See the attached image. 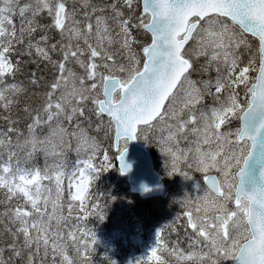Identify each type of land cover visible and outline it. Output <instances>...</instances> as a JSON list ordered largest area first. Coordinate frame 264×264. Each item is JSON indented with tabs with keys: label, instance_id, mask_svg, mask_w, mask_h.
<instances>
[{
	"label": "snow or ice",
	"instance_id": "snow-or-ice-1",
	"mask_svg": "<svg viewBox=\"0 0 264 264\" xmlns=\"http://www.w3.org/2000/svg\"><path fill=\"white\" fill-rule=\"evenodd\" d=\"M72 4L0 0V112L10 113L26 91L15 82L25 55L53 71L42 105L24 108L30 120L26 133L10 115L0 117L7 123L0 129V190H6L9 203L19 201L3 213L9 218L5 231L12 239L7 244L8 261L0 248V264H10L12 258L45 264L49 254L52 264H77L76 257L81 264H91L94 234L79 221L93 214L103 220L91 188L99 172L113 166L97 137L83 126L91 125L93 116L97 132L107 121L106 135L113 137L121 174L130 169L124 160L128 142L146 141L144 132L160 127L167 132L159 142L161 153L170 159L167 175L190 178L181 165L195 166L206 184L202 195L179 201L184 211L176 219L191 230L192 250L169 248L161 229L155 245L135 264L153 260L165 264L161 251L198 264L227 260L264 264V0H110L103 5L72 0ZM42 16L50 23L42 25ZM21 47L24 50L18 52ZM242 49L251 53L246 64ZM200 57L205 58L200 71L214 67V79L191 78ZM31 76L30 83L38 85L36 73ZM209 96L215 104L200 109ZM44 127L48 133L41 137L38 130ZM189 134L196 138L195 146L179 148V140ZM14 135L16 146L29 149V157L37 151L60 155L56 149L65 139L69 146L75 140V165L71 171L59 164L55 170L21 167L19 161L14 165ZM44 145L51 146V153Z\"/></svg>",
	"mask_w": 264,
	"mask_h": 264
},
{
	"label": "trees",
	"instance_id": "trees-1",
	"mask_svg": "<svg viewBox=\"0 0 264 264\" xmlns=\"http://www.w3.org/2000/svg\"><path fill=\"white\" fill-rule=\"evenodd\" d=\"M17 20V27H19V17L16 18ZM39 22L42 25H47L50 23L49 19L46 16H42L39 18ZM41 33H37L35 38H38ZM49 35H54V32L49 31ZM58 39V37H56ZM24 49L21 47L17 49V51H23ZM252 52L255 51V42L253 41V49ZM242 57L243 62H245V57H247L249 50L242 49ZM54 59H58L59 57L55 56ZM14 60L21 59L19 56H14ZM34 57L24 56L21 60V71L17 73L15 82L22 83L23 87L25 88V92L20 95L17 99L19 101L18 104L14 105L11 109V112H0V117L2 116H11L12 119L18 120L19 123L16 125L18 129H20L22 132L26 133V125L30 122L28 114L24 112V108L28 107L30 110H34L39 108L44 99V93L48 90L47 85L50 84V82L53 79V71L51 67L45 63L37 62L33 63ZM200 60L195 61V66H197V62ZM201 65H199L196 68V71H200ZM35 72L37 78L39 79L38 85H32L30 83V80L32 78L31 74ZM241 99H243V89L241 88ZM98 121L95 119V117H92L91 125H89L87 122L84 123V127L87 128L89 135L95 136L98 138L100 144L102 145L103 149H105L111 158V164L114 163L115 160V154L113 153V147H112V135L107 133V128L105 125L103 128L97 132L96 124ZM67 126V125H66ZM237 126V122H236ZM7 123L3 118H0V129H6ZM48 133L47 127H44L40 130H38V134L41 137H45ZM104 137V138H103ZM24 137L20 138L21 144L23 143ZM67 144V145H66ZM44 147L49 153H51L52 149L50 145H44ZM76 147V141L73 140L71 142V145L69 146L67 138L65 139V144L62 147H58L56 149L57 152L61 153L60 155H47L45 156L43 151H37L34 155L31 157L28 156L29 149L24 147H17L16 146V137L13 136V147L12 150L16 152V156L13 158V164L15 165L17 161H19V164L21 167H29V168H40L43 170L46 166L51 169L55 170V166L57 164L63 166L66 170L71 171L73 168L72 160L77 158V153L74 151ZM4 151L3 158L7 160V151ZM102 155L97 160V165L99 167L100 160H102ZM80 156L83 157V153H80ZM33 158V159H32ZM42 163V164H41ZM108 171V170H107ZM107 171H100L98 174V179H96L95 183L92 185L91 192L95 199L93 200V203H98L101 206V210L104 214L103 220L99 219V216L96 214L90 215L85 220L79 221L80 226L84 228L86 231H88L90 234L96 235V232L98 231L101 236L104 235V240L99 241L98 239H95V243L93 245H97L99 243H105L106 242V236L105 233L111 231V227L109 225V220L111 217L115 214L116 211L111 210L114 203H123L122 200L124 198H127L130 196L128 190L123 186H118L109 188L108 185L105 182V174ZM113 179H118L117 172L115 171L112 174ZM19 201L13 200L11 203H9L7 199V193L6 190H0V220L3 221V223H0V248H4V259L6 261L9 260L11 253L7 251V244L11 241L12 237L9 233L5 231V228L9 226V218L7 216H4L3 213H5L10 207H14ZM123 204L122 206H124ZM170 211L168 209H165V219H167L166 214H168ZM67 211H65V214ZM75 215V213H74ZM133 217L139 221L141 219L143 220V225L145 228L146 226V220L148 219H154V214L152 210H148L147 212L145 210H137L134 213H132ZM130 214L126 217L129 218ZM160 216V215H158ZM157 223L159 224L160 217L157 218ZM156 219V220H157ZM170 224L168 225V227ZM22 240V238H21ZM42 255V254H41ZM105 259V258H104ZM46 262V261H45ZM103 262V263H102ZM10 264H24L23 260L12 258L10 261ZM46 264V263H45ZM81 264V263H77ZM91 264H98L94 259H91ZM100 264H107L106 260H101Z\"/></svg>",
	"mask_w": 264,
	"mask_h": 264
},
{
	"label": "rangeland",
	"instance_id": "rangeland-1",
	"mask_svg": "<svg viewBox=\"0 0 264 264\" xmlns=\"http://www.w3.org/2000/svg\"><path fill=\"white\" fill-rule=\"evenodd\" d=\"M72 2V0H69ZM26 2V0H21V3ZM251 53L249 54L250 57ZM248 57V59H249ZM77 71L79 69L77 68ZM213 73L211 74V78H215V69L212 68ZM215 104V101L213 97L209 96L206 97L203 103L199 106L200 109H207L210 106H213ZM105 127H107V121L104 123ZM147 136V140L143 141L145 145L151 148V152L153 155V159L156 162L157 167L164 173L165 175V182L168 184V195L172 196L173 200H176L178 202V206L182 209V212L184 211V208L181 206L179 201L183 200L185 196H188L189 198H195L197 195H202L203 190L206 188L204 186V177L203 174L200 172H197L195 170V166L192 168H188L186 164L181 165V170L184 172H187L190 178H186L180 174H172L171 176L167 175V168L166 163L168 167L171 166L170 159L165 157L161 151H160V141L163 136L167 135V132H162L160 130V127H157L155 129H152L151 131H145L144 134ZM195 137L191 134L188 135L187 139L181 138L179 140V148L181 149H188L190 147H194V141ZM189 162H192L191 160ZM75 165V164H74ZM73 165V166H74ZM47 183V181H45ZM53 196H55V189L53 187ZM66 207V206H65ZM158 218L157 215L154 216V218ZM80 223V222H79ZM113 235V234H112ZM69 251L73 254V250L70 248ZM104 256L110 257L109 260L115 261V264H126L127 263V257L128 253L126 251V248L121 249H104ZM100 254H97V257H99ZM48 260H51V254H49ZM229 261V260H227ZM227 261H224L226 263Z\"/></svg>",
	"mask_w": 264,
	"mask_h": 264
},
{
	"label": "water",
	"instance_id": "water-1",
	"mask_svg": "<svg viewBox=\"0 0 264 264\" xmlns=\"http://www.w3.org/2000/svg\"><path fill=\"white\" fill-rule=\"evenodd\" d=\"M125 163L130 165L127 173L121 174L128 179L130 191L140 195L141 198H149L152 196L161 195L163 189L158 186L159 178L153 172L151 160L146 149L136 144V140H130L129 146L124 154ZM117 167L119 169V161ZM148 188L149 191H143V188Z\"/></svg>",
	"mask_w": 264,
	"mask_h": 264
},
{
	"label": "flooded vegetation",
	"instance_id": "flooded-vegetation-1",
	"mask_svg": "<svg viewBox=\"0 0 264 264\" xmlns=\"http://www.w3.org/2000/svg\"><path fill=\"white\" fill-rule=\"evenodd\" d=\"M145 206H147V205L142 204V208H141L142 211L145 210V208H144ZM156 232H153L152 234H150L149 237H147L145 239V241L141 245L140 249H138L136 252L132 251V255H133L132 258H134V257L142 258L147 254V252L150 250V248L155 245ZM162 236H163V240L168 244L169 248L176 246V245H173V241H172V238H175V239H179L181 241V243L178 246H179V248L183 249L185 253L192 250L189 247L190 244H188L190 241H192V239H194L192 232H191L190 236H187L184 234L183 235H177L174 233H172V234L169 233L167 235L162 233ZM197 247H199V246H197ZM159 255H161L164 259L167 258V260H170L172 262H180V260H177L174 256L170 255L169 252H167V251H161L159 253ZM152 262L158 264V262L155 260H153ZM187 262H189L191 264H198V261H187ZM205 264H207V262H205Z\"/></svg>",
	"mask_w": 264,
	"mask_h": 264
},
{
	"label": "bare ground",
	"instance_id": "bare-ground-1",
	"mask_svg": "<svg viewBox=\"0 0 264 264\" xmlns=\"http://www.w3.org/2000/svg\"><path fill=\"white\" fill-rule=\"evenodd\" d=\"M93 3H97V0H93ZM16 22H17V20H16ZM104 138V137H103ZM98 139V138H97ZM67 145V144H66ZM33 159V158H32ZM42 164V163H41ZM29 168V167H28ZM124 203H121V205H123ZM152 212L154 213V214H156L157 216L158 215H163V214H165L164 212H159V211H154V210H152ZM116 213V212H115ZM157 221H158V219L156 220V223H157ZM157 225H159L158 223H157ZM169 228H171V229H174V227H170L169 226ZM174 230H176V229H174Z\"/></svg>",
	"mask_w": 264,
	"mask_h": 264
},
{
	"label": "clouds",
	"instance_id": "clouds-1",
	"mask_svg": "<svg viewBox=\"0 0 264 264\" xmlns=\"http://www.w3.org/2000/svg\"><path fill=\"white\" fill-rule=\"evenodd\" d=\"M96 179H98V177H97ZM95 181H96V180H95Z\"/></svg>",
	"mask_w": 264,
	"mask_h": 264
}]
</instances>
